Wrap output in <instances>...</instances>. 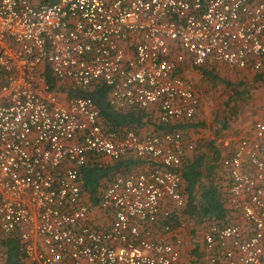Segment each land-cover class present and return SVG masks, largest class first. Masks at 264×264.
Segmentation results:
<instances>
[{"label":"built area","instance_id":"built-area-1","mask_svg":"<svg viewBox=\"0 0 264 264\" xmlns=\"http://www.w3.org/2000/svg\"><path fill=\"white\" fill-rule=\"evenodd\" d=\"M208 61L264 67V0H0V250L17 229L29 264H178L166 220L184 203L192 137L104 128L94 100L68 90L102 81L113 107L177 123L200 103L187 67ZM233 132L232 222L205 225L202 249L209 264H264V110ZM126 155L143 165L105 185L96 225L81 169Z\"/></svg>","mask_w":264,"mask_h":264},{"label":"trees","instance_id":"trees-1","mask_svg":"<svg viewBox=\"0 0 264 264\" xmlns=\"http://www.w3.org/2000/svg\"><path fill=\"white\" fill-rule=\"evenodd\" d=\"M197 69L199 75L203 76L204 79L223 84L225 89H228V96L230 95V99L227 96L223 102L219 116L222 124L211 134L203 131L205 126L199 120L201 101L191 118L163 125L155 122L152 113L147 109H117L113 107L108 100V87L102 81L84 89L68 90L70 95L90 97L94 100L98 108L100 123L104 128L117 131L132 129L138 134H142L148 129L154 131L180 129L187 136L192 137L194 148L187 153L180 168V191L184 197V203L180 208L174 210L166 220L169 229L179 236H181L184 226L189 235L197 236L205 225L232 222L226 197L229 179L221 166V158L227 155L229 150L222 144L221 140L229 136V130H231L229 127H232L233 121L237 118L235 112L238 109L235 103L244 96L246 87L243 86L245 84L244 79L233 82L228 78L219 76V74L227 72L231 77L235 75L251 76L250 79L253 82L264 79V67L259 70L245 68L228 72L223 65L208 61ZM46 76L52 85L54 83L53 78L48 71ZM3 77L4 74L0 73V82ZM194 88L198 93L195 84ZM227 107L232 108V110L228 112ZM196 133L200 135H196ZM142 165L143 161L134 155H126L108 163L90 160L80 172L79 181L83 193L87 195L89 203L97 207L102 189L114 176L130 172L142 167ZM1 240L0 264H29L24 256L23 243L17 229L3 234ZM199 248L201 253L198 250V256L192 255L193 257L189 259L187 264H209L205 258L202 243L199 244ZM195 251L194 249L193 253Z\"/></svg>","mask_w":264,"mask_h":264},{"label":"rangeland","instance_id":"rangeland-1","mask_svg":"<svg viewBox=\"0 0 264 264\" xmlns=\"http://www.w3.org/2000/svg\"><path fill=\"white\" fill-rule=\"evenodd\" d=\"M219 76L223 78H228L233 82H237L239 80H243L246 87L244 96L241 97V100L236 102L238 111L235 112L237 114V118L233 121L232 127L229 129L237 128L242 126V129L245 127H249L253 120L261 114L264 110V79H261L258 82L251 81V76H229L227 72H222ZM194 84L198 89V93L200 94L201 106L199 110V120H201L203 126V131L207 134L213 133V131L220 127L222 122L220 120V114L223 108V102L227 99L228 89H225L223 84L221 83H213L212 81H208L204 79L203 76H200L196 73ZM239 89V87H238ZM227 90V91H226ZM228 92V93H227ZM230 99V95L228 96ZM254 103L257 105L254 108ZM228 112L232 110V108L227 107ZM201 118V119H200ZM229 130V131H231ZM233 132V131H231ZM230 133V132H229ZM236 135L238 133H232V135ZM196 135H200L196 133ZM181 237L183 239H187L185 241V248L182 250L181 258L178 264H187L189 259L193 256H198L199 244L201 245V230L199 234L196 236H191L188 234L187 229L183 228ZM201 242V243H200ZM196 250L193 253V250ZM201 253V250L199 251Z\"/></svg>","mask_w":264,"mask_h":264},{"label":"crops","instance_id":"crops-1","mask_svg":"<svg viewBox=\"0 0 264 264\" xmlns=\"http://www.w3.org/2000/svg\"><path fill=\"white\" fill-rule=\"evenodd\" d=\"M196 73L198 74V69H195V68H193V67H187V71H186V74H187V76H189L193 81H194V79H195V76H196ZM257 104L256 103H254V108H255V106H256ZM262 115V113L261 114H259L257 117H256V119L257 118H259L260 116ZM252 124V123H251ZM251 127V125L249 126V127H245L244 129H242V126H239V127H237V128H234V130L232 129L231 131H234V132H243V131H247L249 128ZM230 131V132H231ZM234 140V139H233ZM112 160H109L108 162H111ZM107 162V163H108ZM84 192V191H83ZM84 195H85V197H86V199L88 200V198H87V195L84 193ZM95 207V206H94ZM92 220H93V222L96 224V225H99L100 224V222L102 221V214H101V212H100V210L96 207V208H94V210L92 211ZM182 238V237H181ZM187 239L185 238V239H183L182 238V249H181V252H182V250H184V248H185V241H186Z\"/></svg>","mask_w":264,"mask_h":264}]
</instances>
